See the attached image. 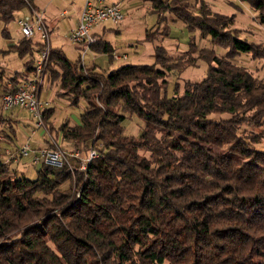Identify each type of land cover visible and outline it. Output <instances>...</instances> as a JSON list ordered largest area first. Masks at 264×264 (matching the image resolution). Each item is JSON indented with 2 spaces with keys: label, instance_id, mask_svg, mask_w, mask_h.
Wrapping results in <instances>:
<instances>
[{
  "label": "trees",
  "instance_id": "obj_1",
  "mask_svg": "<svg viewBox=\"0 0 264 264\" xmlns=\"http://www.w3.org/2000/svg\"><path fill=\"white\" fill-rule=\"evenodd\" d=\"M150 1L162 15L179 0ZM243 1L264 24V0ZM23 8L38 9L35 0H0V19ZM173 10L229 51L202 50L206 77L182 91L177 84L172 97L164 94L168 75L193 65V50L172 59L157 45L154 64L106 72L50 48L58 95L87 102L78 124L61 125L62 137L99 156L85 172L43 164L29 178L0 152V264H264V149L256 147L264 79L233 61L241 52L264 57V46L240 38L234 16ZM32 40L11 46L31 56L5 89L32 71ZM94 49L113 60L110 42L99 38ZM126 113L144 121L138 138L124 133ZM51 114L43 111L46 122Z\"/></svg>",
  "mask_w": 264,
  "mask_h": 264
},
{
  "label": "rangeland",
  "instance_id": "obj_2",
  "mask_svg": "<svg viewBox=\"0 0 264 264\" xmlns=\"http://www.w3.org/2000/svg\"><path fill=\"white\" fill-rule=\"evenodd\" d=\"M50 0H36L37 4L44 9ZM69 1L72 0H67ZM118 1L121 6L124 19L119 23L105 21L96 26V31L103 40L111 43L114 47L113 53L124 55L127 59L111 61L109 54L97 53L94 61L88 64H96L106 72L117 69L125 64H154L155 48L161 45L172 59H179L186 53L194 51L192 56L196 58L195 63L182 71L172 70L168 75L166 92L167 97H172L176 92L177 84L180 91L187 81H200L206 77L209 62L199 57L202 50L208 49L218 56L225 55L229 48L216 43L209 34H204L198 28H190L173 8L180 6L187 7L188 11L198 15L201 8L212 13H219L234 16L233 28L237 29L238 36L248 42L261 44L264 46V24L256 18L257 12L251 5L243 0H184L174 2L170 8L159 15L152 8L150 0H109ZM59 1L50 4L48 9V21L50 26L55 28L49 33L51 36V47L61 49L66 57L71 61L79 58V51L76 44L69 39V30L66 20L68 16H61L63 8L59 7ZM76 6L80 5V0H73ZM176 4V5H175ZM40 9V8H38ZM30 13L29 8H23L15 13L14 19L5 23L0 19V97L5 90L3 84L9 82L16 73L25 70V62L30 58V54L20 57L17 52L11 49L13 44L23 38L17 20ZM51 17V18H50ZM48 23V24H49ZM104 33L102 34V29ZM150 34V40L147 34ZM33 56H37V50L41 40L38 35L33 38ZM262 52V51H261ZM233 61L254 72L259 79H264V57L253 56L245 52L233 56ZM159 67V65H158ZM31 76V72L28 73ZM4 82V83H3ZM8 84V83H7ZM59 82H46V88L42 92V98L50 102L48 109H52L49 122L43 117L42 127H37L34 116L22 107L6 109L0 102V135L2 141L0 152L3 159L9 158V153L14 152L26 143L37 147L50 141L57 140L62 148L68 145L67 140L62 137L61 125L68 122L76 125L80 121V114L83 112L87 102L81 98L77 104H72L67 96L58 95ZM124 133L129 136L139 137L144 128V121L137 114L126 113L123 121ZM47 141V142H46ZM55 148L54 145H50ZM71 147V145H70ZM264 149V140L256 146ZM67 149V148H66ZM68 150H77L74 146ZM141 153L148 155L147 152ZM28 158H21L19 162L12 161V167L18 173H25L29 178L36 177V168L27 164ZM167 264V263H166Z\"/></svg>",
  "mask_w": 264,
  "mask_h": 264
},
{
  "label": "built area",
  "instance_id": "obj_3",
  "mask_svg": "<svg viewBox=\"0 0 264 264\" xmlns=\"http://www.w3.org/2000/svg\"><path fill=\"white\" fill-rule=\"evenodd\" d=\"M124 19V13L119 3L109 4L107 0H84L77 24L69 30V39L78 46L79 66L87 68L88 62L96 59L97 53L94 45L99 37L94 33V28L102 22L111 21L119 23ZM20 32L25 39L40 37L41 43L37 56L33 57L31 76L27 74L18 83H8L2 92L0 102L6 109L22 107L27 109L35 118L37 127H42L43 111L48 109L50 102L42 98V92L49 82L47 64L50 55L49 28L46 23L44 9H30V13L17 20ZM113 60L127 59V54H112ZM47 142V141H46ZM53 144L55 148L50 145ZM101 146V143H98ZM99 156V150L91 147L83 155L79 149L68 150L62 148L53 139L37 147L26 143L14 152L9 153L7 162H19L21 158H28L27 164L33 167L50 165L61 167L67 163L72 170L85 172L92 160Z\"/></svg>",
  "mask_w": 264,
  "mask_h": 264
},
{
  "label": "crops",
  "instance_id": "obj_4",
  "mask_svg": "<svg viewBox=\"0 0 264 264\" xmlns=\"http://www.w3.org/2000/svg\"><path fill=\"white\" fill-rule=\"evenodd\" d=\"M56 0H50L48 2V5H47V8L49 9L52 4H54ZM59 2L58 3H55L58 4L59 7L63 8V10L61 11L60 15L61 16H68L67 20H66V24L68 25V30H70L71 28H73L77 22H78V18H79V15H80V12H81V9H82V5H83V2L84 0H80V5L76 6V4H74L73 0L72 1H68L67 0H58ZM107 3L109 4H113V3H118V1H109L107 0ZM35 4L37 6V8H40L41 7L37 4L36 0H35ZM51 4V5H50ZM48 9L46 10V7L44 8V10L46 11V23H47V26L49 28V31L52 33L53 32V29L55 28V24L53 25V27L50 26V23L48 21ZM51 18V17H50ZM49 23V24H48ZM100 31H96V27L94 28V33L99 37V38H102L99 34ZM104 33V28L102 29V34ZM50 45H51V36H50ZM76 48L78 50V46L76 45ZM79 51V50H78ZM113 61V60H112ZM94 64V63H93ZM100 68V67H99ZM102 69V68H101ZM103 70V69H102ZM80 122V121H79ZM54 140V139H53ZM55 142H57V140H54ZM58 143V142H57ZM68 145L65 146L67 149L68 148H71L70 145L72 146L71 142L70 141H67Z\"/></svg>",
  "mask_w": 264,
  "mask_h": 264
}]
</instances>
